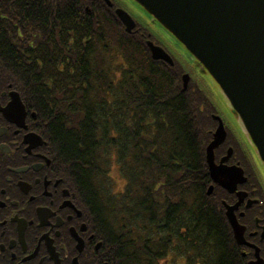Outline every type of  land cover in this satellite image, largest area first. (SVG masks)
Segmentation results:
<instances>
[{
    "label": "trees",
    "instance_id": "obj_1",
    "mask_svg": "<svg viewBox=\"0 0 264 264\" xmlns=\"http://www.w3.org/2000/svg\"><path fill=\"white\" fill-rule=\"evenodd\" d=\"M151 28L128 33L102 0H0V65L90 185L126 264H247L222 205L235 197L207 194L216 106L193 80L184 88L180 62L152 58L148 41L160 44ZM230 146L232 163L253 173L244 189L260 202L242 223L256 230L264 191L240 141L229 139L218 159Z\"/></svg>",
    "mask_w": 264,
    "mask_h": 264
},
{
    "label": "flooded vegetation",
    "instance_id": "obj_2",
    "mask_svg": "<svg viewBox=\"0 0 264 264\" xmlns=\"http://www.w3.org/2000/svg\"><path fill=\"white\" fill-rule=\"evenodd\" d=\"M17 90L0 65V264H126L90 185ZM259 225L250 232L244 226L264 258L251 240L264 245Z\"/></svg>",
    "mask_w": 264,
    "mask_h": 264
},
{
    "label": "water",
    "instance_id": "obj_3",
    "mask_svg": "<svg viewBox=\"0 0 264 264\" xmlns=\"http://www.w3.org/2000/svg\"><path fill=\"white\" fill-rule=\"evenodd\" d=\"M105 1L112 7L109 0ZM133 1L169 31L216 82L264 165V0ZM116 13L131 33L135 29L133 19L121 9ZM148 45L154 59L174 64L162 48L153 43ZM189 79V76L184 77L186 88ZM215 119L220 125L207 149L210 174L217 185L239 197L234 207L224 205L236 241L239 245H248L246 228L240 225L235 214L247 197L237 192L238 186L248 179L242 168L227 165L233 149L216 164L215 151L225 143L227 131L222 119ZM213 191L211 187L208 195ZM253 203L249 202L248 207ZM249 264H264L258 249L256 261Z\"/></svg>",
    "mask_w": 264,
    "mask_h": 264
},
{
    "label": "rangeland",
    "instance_id": "obj_4",
    "mask_svg": "<svg viewBox=\"0 0 264 264\" xmlns=\"http://www.w3.org/2000/svg\"><path fill=\"white\" fill-rule=\"evenodd\" d=\"M127 7L128 13L135 19L142 23H148L152 27L153 32L157 36V41L163 47H165L177 61L189 72L193 82L201 86L212 98L217 111L224 120L225 124L236 134V136L243 143L247 153L255 155L253 145L248 141L246 134L242 131L241 123L233 111L229 101L214 82V80L208 75L204 74L201 68L195 63L192 55L186 50V48L178 42L175 38L171 37L158 23L153 22L150 16L134 3L132 0H120ZM150 20V21H149ZM254 162V170L257 173V177L262 185L264 191V169L263 165L252 157ZM112 178L115 183V191L121 190L124 185V181L118 173L112 172ZM176 258V257H175ZM170 261V262H169ZM183 262V260H182ZM161 264H177L173 257H170L168 261L161 262ZM182 264V263H180Z\"/></svg>",
    "mask_w": 264,
    "mask_h": 264
},
{
    "label": "bare ground",
    "instance_id": "obj_5",
    "mask_svg": "<svg viewBox=\"0 0 264 264\" xmlns=\"http://www.w3.org/2000/svg\"><path fill=\"white\" fill-rule=\"evenodd\" d=\"M4 72V74L6 75V74H9V75H11V76H13L11 73H9V72H5V71H3ZM14 79V78H13ZM15 83V82H14ZM17 85V84H16ZM18 86V85H17ZM18 91V90H17ZM19 94L21 95V97H23V95H22V92H21V90L19 89V91H18V93L16 92L15 93V95L17 96V97H19ZM264 210V209H263ZM263 213H264V211H263ZM231 231H232V233H233V237H234V240H235V242L237 243V245L239 246V247H241L239 244H238V242L236 241V239H235V235H234V231H233V229L231 228Z\"/></svg>",
    "mask_w": 264,
    "mask_h": 264
}]
</instances>
